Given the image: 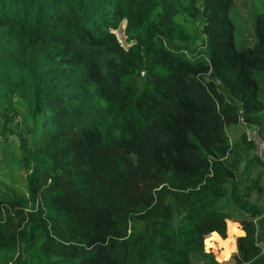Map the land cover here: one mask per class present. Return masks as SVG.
<instances>
[{"label":"trees","instance_id":"obj_1","mask_svg":"<svg viewBox=\"0 0 264 264\" xmlns=\"http://www.w3.org/2000/svg\"><path fill=\"white\" fill-rule=\"evenodd\" d=\"M243 1L0 0V264H264V0Z\"/></svg>","mask_w":264,"mask_h":264},{"label":"clouds","instance_id":"obj_2","mask_svg":"<svg viewBox=\"0 0 264 264\" xmlns=\"http://www.w3.org/2000/svg\"><path fill=\"white\" fill-rule=\"evenodd\" d=\"M226 223L231 225V233H230V239L227 242H222L221 243V246L226 248L225 253H223V259L225 261L230 260L231 259V255L237 251V247H236V244H235V238L236 237H245L246 236V232L243 230L242 225H240L239 223H233L231 221H226ZM209 240H211V241H220L221 238H220L219 234L215 230L212 231V233L210 234L209 239H207L205 241V244H206L205 251L206 252L208 251V249L210 247H215L214 245H211L209 243ZM228 244L231 245L230 248L227 247ZM217 264H220L219 259L217 261Z\"/></svg>","mask_w":264,"mask_h":264},{"label":"rangeland","instance_id":"obj_3","mask_svg":"<svg viewBox=\"0 0 264 264\" xmlns=\"http://www.w3.org/2000/svg\"><path fill=\"white\" fill-rule=\"evenodd\" d=\"M243 0H237V6H241L242 4H243ZM253 5H254V7H256L255 8V10H254V12H256V11H259L260 9H261V5H262V0H254L253 1ZM246 11H247V8H246ZM244 29H247V24H245L244 25ZM115 32V34H116V37H117V39L119 40V42L124 46V47H126V44H125V42H124V35H123V33L121 32V29L120 30H116V31H114ZM240 39H246L245 38V36H241V38ZM246 132H247V134H248V136L252 139V140H254L255 141V143H256V145H258V146H260L261 144H260V142H259V140H258V138H257V135H256V131H255V129H253V128H251V127H248V128H246ZM259 148V147H258ZM261 148V147H260ZM257 152H258V149H257ZM203 246H204V243H203ZM204 251H205V247H204ZM206 252V251H205ZM207 253H211V254H213L214 255V257H215V253H214V251L213 250H208L207 251ZM215 260H216V257H215ZM217 261V260H216ZM233 261L231 260V261H228V262H220V264H229V263H232Z\"/></svg>","mask_w":264,"mask_h":264},{"label":"built area","instance_id":"obj_4","mask_svg":"<svg viewBox=\"0 0 264 264\" xmlns=\"http://www.w3.org/2000/svg\"><path fill=\"white\" fill-rule=\"evenodd\" d=\"M260 142V141H259ZM260 146L256 145L257 146V149H258V152L257 154L260 156V157H264V146L263 144L260 142ZM259 147V148H258ZM261 147V148H260Z\"/></svg>","mask_w":264,"mask_h":264}]
</instances>
